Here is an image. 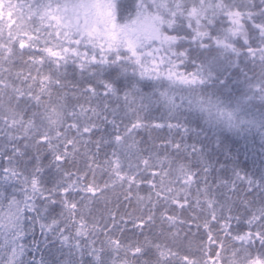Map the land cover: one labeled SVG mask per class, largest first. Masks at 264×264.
<instances>
[{"label":"snow or ice","instance_id":"1","mask_svg":"<svg viewBox=\"0 0 264 264\" xmlns=\"http://www.w3.org/2000/svg\"><path fill=\"white\" fill-rule=\"evenodd\" d=\"M33 4L34 20L25 35L0 30V158L6 161L0 167V238L3 241L0 264H25L27 245L22 242L27 232L25 222L34 225L41 220L42 212L47 205L56 204L57 196L64 206L60 217L65 227L62 231L54 227L61 220L53 219L50 224L42 225V231L60 232V239L69 242L70 237L64 232L69 228V221L74 220L77 208L66 199L74 185L57 183L51 188L45 187L39 156L35 157L37 163L31 171L21 168L20 157L24 155L18 147L21 137L28 142L25 147L47 144L59 170L69 146L75 149L83 137L102 130L101 124H110V139L101 138L96 147L99 150L101 143L113 146L111 159L107 161L110 179L121 186L127 183L131 190L140 182L138 173L142 174L139 163L135 167L131 164L133 157L142 161L144 171L163 163L151 149H146L147 157L141 156L139 149L133 151L136 134L166 127L169 131L175 130L180 139L161 145L165 149L171 147L176 155L171 159L165 157L168 167L162 168L160 175L175 174L177 180L183 178L186 184L190 183L197 173L180 157H195L203 162L207 184L210 165L203 146L195 141L185 146L184 133L194 131L190 121L203 115L209 123L230 129L257 124L248 109L251 101L239 99L234 107H225L218 98L214 101L204 92L206 84L213 79L212 69L222 70L233 63V57L243 55L258 68L245 79L248 93L264 102V0H138L135 14L127 18L122 16L127 7L122 0H33ZM26 49L36 50L34 55L39 56L38 60L30 57L29 61L37 76L19 72L17 78L22 77L25 84L38 82L39 92H34L31 84L23 90L14 87L9 79L11 68L4 67ZM193 52L198 55L193 56ZM45 65L53 72L41 77V68ZM70 65L91 77L108 73L107 79L99 81L103 91L92 83L80 89L66 82V73L61 70ZM223 85L220 81V86ZM145 88L151 91L146 92ZM156 109L161 114L159 117L152 115ZM165 117L164 123L156 122ZM260 124L264 126V120ZM233 172L238 179L247 180L246 192L251 199L241 203L248 216V230L233 236L228 223L233 217H224L223 227L232 241V252L225 257L229 245L220 241L222 251L215 252L211 264H221L225 259L227 264H264V178L247 174L242 177L235 169ZM159 189L157 198L172 202V188L164 186L161 180ZM84 190L93 192L94 188L88 186ZM207 194L211 195L210 188ZM38 201L44 202L43 208ZM216 204L211 198L207 200L213 220L218 219ZM228 211H232L231 207ZM165 219L174 222L173 217ZM70 227L75 229L73 242L80 248L82 257L90 258L89 264H129L124 257L130 252L133 259L149 253L154 256V259H144L142 264H209L203 259L206 255L203 250L201 259H190L179 257L161 243L148 248L124 245L110 236L100 239V233L87 230L82 218L79 226L73 222ZM134 227L142 228L143 222L134 223ZM67 264H83V259L77 261L70 251Z\"/></svg>","mask_w":264,"mask_h":264},{"label":"trees","instance_id":"2","mask_svg":"<svg viewBox=\"0 0 264 264\" xmlns=\"http://www.w3.org/2000/svg\"><path fill=\"white\" fill-rule=\"evenodd\" d=\"M122 2L127 5L122 16L127 18L129 15H134L138 0H122ZM33 20V0H0V30L5 33L25 35ZM15 47L18 49V44ZM184 47L188 45L185 44ZM35 51L29 52L26 49L22 55L14 57L11 64L4 65L5 69L11 68V75L9 76L8 72L4 75L9 76L14 87L23 90L31 84L33 91L39 92L38 82L28 81V84H25L22 83V77L17 78L19 72H23L24 75L31 72L33 77L37 76V71L29 62L30 57L39 59L38 55H34ZM192 55L196 56L198 53L193 52ZM232 60L233 63L222 70L212 69L213 79L206 84L204 92L214 101L218 98L225 107H234L239 99L251 101L248 109L257 124L230 129L222 124L209 123L203 115H198L195 121H190V127L194 131L184 133L185 146L191 145L193 141L203 146L205 159L210 165L207 184L205 173L202 171L203 162L195 157H180L193 173H197L190 183L186 184L183 178L177 180L175 174L164 177L160 175L162 168L167 169L168 167L165 157L171 159L176 155L174 149L171 147L165 149L161 145L169 140L178 141L180 139L175 130L169 131L166 127L141 130L136 134L137 144L133 151L139 149V154L147 157L149 152L146 149H151L163 163H156L155 167L144 171L142 161L133 157L131 164L135 167L139 163L142 174L138 173L140 182L131 190L127 183L121 186L110 179L107 161L111 159L113 146L101 143L99 150L96 147V142L101 138L110 139L108 136V133L112 131L110 124H101L102 130L97 131L95 135L83 137L75 149L69 146L68 155L64 161L60 162L59 170L47 144L25 147L28 142L21 137L18 145L24 153L23 157H20L21 168L31 171L37 163L35 157L39 156V166L43 169L41 175L45 187L51 188L57 183L64 186L74 185L66 199L77 205L74 220L69 221V228L64 232L65 236L70 237L69 242L60 239V232L47 229L42 231V225L50 224L53 219L61 220V223L54 227L61 228V231L65 227L60 217L61 212L64 211V206L59 201L60 196L56 197V204L47 205L46 210L42 212L41 220L34 225L25 222L27 232L22 241L27 245L25 264H67L70 251L73 252L77 261L83 259V264H89L90 258L82 257L80 248L72 240L75 236V229L70 225L74 222L79 226L81 218L82 222L87 224L88 231L95 230L100 233V239H107L110 236L114 240H120L124 245H144L148 248L161 243L166 245L167 249L177 253L179 257L188 256L190 259H201L203 250L206 252L203 259L208 260L209 264L215 252L222 251L219 247L220 241H225L229 245V250L224 252V256L229 257L232 252V241L224 230V217H233L228 221L229 231L233 236L243 234L248 230L246 224L248 216L241 202L251 199L246 192L247 180L238 179L233 170L239 171L242 177L247 174L258 179L264 178V126L260 124V121L264 120V102H261L258 97L253 99L245 84L246 77H251L254 72L258 71V68L246 61L243 55L233 57ZM37 67L40 66L37 65ZM61 71L66 73L64 76L66 82L77 85L80 89L92 83L93 86L98 87L99 91H103L99 81L107 79L109 75L105 73L100 77H91L87 73L81 74L71 65ZM52 72L53 69L45 65L41 68L40 76L50 75ZM220 81L224 82L223 86H220ZM144 91H151V89L145 88ZM4 101L7 103V97ZM83 102L81 100V103ZM88 106L85 104V107ZM152 115L159 117L161 114L156 109L153 110ZM165 120L166 117L156 122L164 123ZM170 122L175 123V121ZM61 151L64 149L61 148ZM127 163L125 162V167ZM5 165L6 161L0 158V167ZM161 180L164 186L172 188V202L165 203L163 199L157 198L156 192L160 190ZM169 181L173 182L169 183ZM152 185H157V187L153 188ZM88 186H92L94 191L86 192L84 189ZM209 188L211 189L210 196L207 194ZM209 198L217 201L215 211L217 220L212 219V213L207 207ZM38 203L41 208L44 207L43 201H38ZM221 205L225 207L221 208ZM229 207L232 209L231 212L228 211ZM149 217L152 219L149 220ZM165 217H173L174 222L167 221ZM141 222H143L142 228L134 227V223L140 224ZM205 223L207 227L204 226ZM2 242L0 238V243ZM236 246H239V242H236ZM121 255L123 256V253ZM149 258L154 259V256L149 253L143 258L133 259L130 252L127 257H124L129 264H142L144 259ZM221 264H227V260H222Z\"/></svg>","mask_w":264,"mask_h":264}]
</instances>
